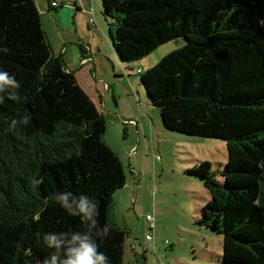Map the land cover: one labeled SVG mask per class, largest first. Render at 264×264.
<instances>
[{
    "label": "trees",
    "instance_id": "obj_1",
    "mask_svg": "<svg viewBox=\"0 0 264 264\" xmlns=\"http://www.w3.org/2000/svg\"><path fill=\"white\" fill-rule=\"evenodd\" d=\"M102 13L122 63L186 39L138 70L141 82L167 130L226 142L221 179L209 161L189 170L210 192L199 224L223 236L221 264H264V0H102ZM4 48L0 69L16 76L21 100L0 104V264H39L48 250L38 233L83 230L54 200L60 190L99 201L100 223L112 226L100 250L124 264L130 232L112 209L127 173L104 113L54 54L36 0H0Z\"/></svg>",
    "mask_w": 264,
    "mask_h": 264
},
{
    "label": "rangeland",
    "instance_id": "obj_2",
    "mask_svg": "<svg viewBox=\"0 0 264 264\" xmlns=\"http://www.w3.org/2000/svg\"><path fill=\"white\" fill-rule=\"evenodd\" d=\"M91 1L96 2L90 8L95 9L92 18L103 34L94 30L90 17L86 16L89 24L85 26L73 24L74 18L82 16L74 4L64 3L60 8L65 33L49 26L46 17L44 24L54 54L62 57L67 70L75 73L80 86L104 113L105 141L127 173V184L115 194L112 209L114 222L130 232L124 264H221L223 236L199 224L210 192L189 170L201 161H209L221 179L228 161L226 142L189 138L167 130L160 109L149 100L138 73L183 47L186 39L170 41L145 58L122 63L111 40V20L102 13V0ZM74 37L65 54L63 43ZM81 44L86 51H82ZM147 214H153L157 221L152 241L146 238L151 233Z\"/></svg>",
    "mask_w": 264,
    "mask_h": 264
},
{
    "label": "clouds",
    "instance_id": "obj_3",
    "mask_svg": "<svg viewBox=\"0 0 264 264\" xmlns=\"http://www.w3.org/2000/svg\"><path fill=\"white\" fill-rule=\"evenodd\" d=\"M264 23V22H262ZM6 52L7 49H0ZM19 81L14 74L0 69V104L5 100L18 102L21 100L18 89ZM30 117L23 115L22 122L26 125ZM16 121H12L14 127ZM40 181H37L39 183ZM54 200L72 217L79 218L83 230L46 231L37 234V241L42 242L48 250L39 260V264H111L104 251L100 250L99 238L102 240L111 231V224L100 223L99 201L85 192L74 193L60 190L53 194ZM25 255H28L25 252ZM25 264H30L26 261Z\"/></svg>",
    "mask_w": 264,
    "mask_h": 264
},
{
    "label": "crops",
    "instance_id": "obj_4",
    "mask_svg": "<svg viewBox=\"0 0 264 264\" xmlns=\"http://www.w3.org/2000/svg\"><path fill=\"white\" fill-rule=\"evenodd\" d=\"M54 0H41L40 1V5H39V1L38 0H36V2H37V5H38V8H39V10H40V12H41V15H42V23H43V27H44V29H45V31H46V33H47V37H48V39H49V41H50V43H51V40H50V38H49V35H48V32H47V29H46V27H45V24H44V18L46 17L47 19H48V21H49V26H52V27H54L55 29H57V31H63V33H65L66 31H65V26H64V24H65V17L64 16H62V14H60V8H62L63 6H65L66 4H74L75 5V8H76V10H77V12H78V14H80V13H82V14H80V15H82L81 16V18L80 19H76L75 20V18H74V21H73V24L75 25V26H82V24L85 26L86 24H87V22H88V24H89V20L88 19H86V16L87 17H92L94 14H95V9H90L91 8V6H96V2L95 1H91V0H86V1H84V0H74V2H71V1H58V7H60L59 9H57V10H52V8H58V7H53L52 6V2H53ZM64 3H66V4H64ZM92 7V8H93ZM68 9H69V7H68ZM52 12V13H51ZM80 20H81V22H80ZM96 21V20H95ZM93 27H95V31L96 32H99V33H101V34H103L102 33V31H100L99 29H98V26H97V23H96V25H95V23H94V25H92ZM89 29V28H88ZM90 30V29H89ZM77 38V37H76ZM76 38L74 37V38H72V39H70V38H66V40L67 41H65L66 43H63L64 45V53L65 54H68L69 53V44H71V43H69L70 41L69 40H76ZM79 39H81V38H79ZM87 41L89 42L90 41V39H87ZM80 42H84V41H80ZM52 45V44H51ZM83 44H81L80 45V47H81V49H82V51H83ZM100 48V47H99ZM106 53V52H105ZM117 55V54H116ZM84 89V88H83ZM109 89V88H108ZM85 90V89H84ZM86 91V90H85ZM149 222V221H148ZM157 224V221H156V218H155V225ZM149 225H150V223H149ZM157 226V225H156ZM156 228V227H155Z\"/></svg>",
    "mask_w": 264,
    "mask_h": 264
},
{
    "label": "built area",
    "instance_id": "obj_5",
    "mask_svg": "<svg viewBox=\"0 0 264 264\" xmlns=\"http://www.w3.org/2000/svg\"><path fill=\"white\" fill-rule=\"evenodd\" d=\"M52 6L53 7H58L59 6L58 5V1L57 0H54L52 2ZM90 21H91V24L94 25L95 21H94V19L92 17L90 18ZM146 219H147V221H149L150 228H151V233L147 234V237L146 238H147L148 241H152V240H154L153 231H154V229L156 227V225H155V217H154L153 214H147Z\"/></svg>",
    "mask_w": 264,
    "mask_h": 264
}]
</instances>
